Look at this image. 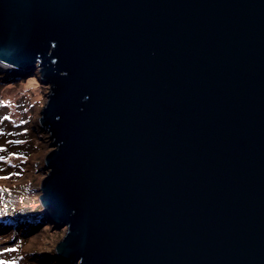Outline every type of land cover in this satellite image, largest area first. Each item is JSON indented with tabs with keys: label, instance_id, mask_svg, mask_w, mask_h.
<instances>
[{
	"label": "water",
	"instance_id": "obj_1",
	"mask_svg": "<svg viewBox=\"0 0 264 264\" xmlns=\"http://www.w3.org/2000/svg\"><path fill=\"white\" fill-rule=\"evenodd\" d=\"M0 66L56 264H264V0H0Z\"/></svg>",
	"mask_w": 264,
	"mask_h": 264
},
{
	"label": "rangeland",
	"instance_id": "obj_2",
	"mask_svg": "<svg viewBox=\"0 0 264 264\" xmlns=\"http://www.w3.org/2000/svg\"><path fill=\"white\" fill-rule=\"evenodd\" d=\"M47 89L35 75L23 77L0 66V157L5 158L0 160V261L5 264H56L53 244L65 231L41 218L40 203L33 202L50 150L36 119ZM7 198L14 199L11 209L3 206Z\"/></svg>",
	"mask_w": 264,
	"mask_h": 264
},
{
	"label": "trees",
	"instance_id": "obj_3",
	"mask_svg": "<svg viewBox=\"0 0 264 264\" xmlns=\"http://www.w3.org/2000/svg\"><path fill=\"white\" fill-rule=\"evenodd\" d=\"M14 199H4L3 201V206H5L6 208L5 209H11L10 207L11 206H13L12 204L14 203V201H13ZM34 201L33 202H36V204L39 202V200L38 199H33ZM10 201H13V202H10ZM5 204V205H4ZM38 206H39V203H38ZM27 206H26V204L23 206H21V208H22V210H24L25 208H26ZM35 208V207H34ZM10 211V210H9ZM11 212V211H10Z\"/></svg>",
	"mask_w": 264,
	"mask_h": 264
},
{
	"label": "snow or ice",
	"instance_id": "obj_4",
	"mask_svg": "<svg viewBox=\"0 0 264 264\" xmlns=\"http://www.w3.org/2000/svg\"><path fill=\"white\" fill-rule=\"evenodd\" d=\"M8 117H5V119H7ZM23 123V122H22ZM0 151H3V149H0ZM2 159H5L4 157H0V160H2ZM0 264H5V262L4 261H0Z\"/></svg>",
	"mask_w": 264,
	"mask_h": 264
},
{
	"label": "bare ground",
	"instance_id": "obj_5",
	"mask_svg": "<svg viewBox=\"0 0 264 264\" xmlns=\"http://www.w3.org/2000/svg\"><path fill=\"white\" fill-rule=\"evenodd\" d=\"M46 97V96H45ZM38 128V127H37ZM34 130V129H33ZM36 131H37V129H36ZM40 131V130H39ZM38 132V131H37ZM48 139V138H47Z\"/></svg>",
	"mask_w": 264,
	"mask_h": 264
}]
</instances>
